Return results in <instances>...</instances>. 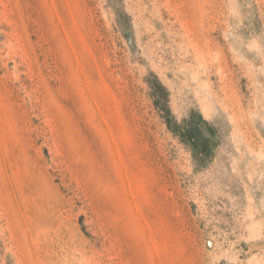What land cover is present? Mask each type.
Returning <instances> with one entry per match:
<instances>
[{"label":"rangeland","instance_id":"obj_1","mask_svg":"<svg viewBox=\"0 0 264 264\" xmlns=\"http://www.w3.org/2000/svg\"><path fill=\"white\" fill-rule=\"evenodd\" d=\"M0 264H264V0H0Z\"/></svg>","mask_w":264,"mask_h":264}]
</instances>
